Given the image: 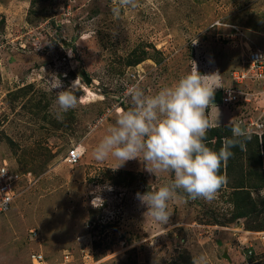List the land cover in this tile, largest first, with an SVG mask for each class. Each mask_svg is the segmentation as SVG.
<instances>
[{
  "label": "rangeland",
  "instance_id": "rangeland-1",
  "mask_svg": "<svg viewBox=\"0 0 264 264\" xmlns=\"http://www.w3.org/2000/svg\"><path fill=\"white\" fill-rule=\"evenodd\" d=\"M118 6L0 0V158L35 179L1 218L0 264H32V252L44 264H264V189L250 191L251 203L225 184L211 201L178 192L162 223L136 194L171 184L172 173L156 177L139 159L113 171L116 160L93 156L133 106L130 88L153 95L196 66L220 87L205 112L212 127L232 121L264 138V85L240 88L233 77L264 49V0H137L114 15ZM73 83L79 104L57 120L55 88ZM233 87L249 101L224 103ZM78 145L85 155L71 166L66 155ZM241 164L251 168L249 157Z\"/></svg>",
  "mask_w": 264,
  "mask_h": 264
},
{
  "label": "clouds",
  "instance_id": "clouds-1",
  "mask_svg": "<svg viewBox=\"0 0 264 264\" xmlns=\"http://www.w3.org/2000/svg\"><path fill=\"white\" fill-rule=\"evenodd\" d=\"M118 3L113 9L114 15H119L121 9L137 7V0H118ZM210 76L201 74L196 66L176 83L153 95H146L138 86L130 88L128 95L133 106L121 110L115 124L94 148L97 161L110 158L117 161L111 167L113 171L139 159L144 170L156 177L161 173L173 174L171 184L136 194L141 206L147 208L145 214L156 221H169V201L178 192L186 193L192 200L214 199L225 183L220 170L234 155L232 149L238 146L244 150L252 138L246 129L230 121L232 137L226 138L218 151L207 146L205 140L212 124L205 112L214 100L216 89L220 88L208 83ZM74 83L67 90H62V84L55 88L61 89L55 101L57 120L62 121L64 114L79 104L70 90ZM193 264L199 261L194 259Z\"/></svg>",
  "mask_w": 264,
  "mask_h": 264
},
{
  "label": "built area",
  "instance_id": "built-area-1",
  "mask_svg": "<svg viewBox=\"0 0 264 264\" xmlns=\"http://www.w3.org/2000/svg\"><path fill=\"white\" fill-rule=\"evenodd\" d=\"M236 86L240 88L243 85L251 83L253 85H264V49H254L247 55L243 63L242 69L234 74ZM242 86V87H241ZM244 97L247 103L251 95H246L241 89L228 88L224 91L223 102L228 105L238 104ZM85 155L82 146L73 147L66 155V161L69 165H78ZM35 184V179L31 174L21 172L10 165L8 160L0 158V222L2 216L7 214L16 200ZM31 237L36 242L39 239V232L36 229L29 231ZM264 240V234L262 236ZM252 252L249 251L248 254ZM30 262L32 264H44V256L40 252H32L30 254Z\"/></svg>",
  "mask_w": 264,
  "mask_h": 264
},
{
  "label": "trees",
  "instance_id": "trees-1",
  "mask_svg": "<svg viewBox=\"0 0 264 264\" xmlns=\"http://www.w3.org/2000/svg\"><path fill=\"white\" fill-rule=\"evenodd\" d=\"M230 137H232L231 127H212L207 132L205 143L208 147L218 151L223 146L224 140ZM251 137L244 150L238 146L232 149L234 155L220 170V174L225 177V186L234 190V196L241 199L247 198L250 203V191L264 189V138L260 139L257 135H251ZM244 157H249L251 168L245 169L241 164ZM234 175L239 181L230 180ZM252 178L258 181V184H253L252 180H249Z\"/></svg>",
  "mask_w": 264,
  "mask_h": 264
},
{
  "label": "water",
  "instance_id": "water-1",
  "mask_svg": "<svg viewBox=\"0 0 264 264\" xmlns=\"http://www.w3.org/2000/svg\"><path fill=\"white\" fill-rule=\"evenodd\" d=\"M83 78H84V80L86 81V84H87V85H91V83H92V80H91V79H89L85 74H83ZM225 257H226L228 260H230L229 256L225 255Z\"/></svg>",
  "mask_w": 264,
  "mask_h": 264
},
{
  "label": "crops",
  "instance_id": "crops-1",
  "mask_svg": "<svg viewBox=\"0 0 264 264\" xmlns=\"http://www.w3.org/2000/svg\"><path fill=\"white\" fill-rule=\"evenodd\" d=\"M210 117H211V120H214V118H213V116H212V115H211Z\"/></svg>",
  "mask_w": 264,
  "mask_h": 264
}]
</instances>
